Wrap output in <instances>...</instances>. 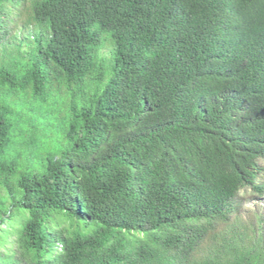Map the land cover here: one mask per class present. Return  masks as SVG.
<instances>
[{"label": "trees", "instance_id": "16d2710c", "mask_svg": "<svg viewBox=\"0 0 264 264\" xmlns=\"http://www.w3.org/2000/svg\"><path fill=\"white\" fill-rule=\"evenodd\" d=\"M262 158L264 0H0V264H264Z\"/></svg>", "mask_w": 264, "mask_h": 264}, {"label": "rangeland", "instance_id": "374dc122", "mask_svg": "<svg viewBox=\"0 0 264 264\" xmlns=\"http://www.w3.org/2000/svg\"><path fill=\"white\" fill-rule=\"evenodd\" d=\"M25 6L26 4L13 11V13L9 16V19L14 20V22L8 26L10 34L16 33L18 35L20 34L21 36L22 31H16H19V28H22L21 20L24 19L25 16ZM109 52L110 48L107 46L103 50V54L109 56ZM233 204H235L237 210L232 213L229 223H220L217 226L215 231L218 233V235H225L228 233L230 234L232 231L237 232L241 226L242 228H245L242 231L248 233L252 238L261 237L262 241H264V195H258L248 187L243 189V191L237 197L236 203L234 202ZM27 219V214L24 215L21 211H15L13 224H23L27 221ZM253 230L256 232L254 233ZM254 234H256V236ZM0 252L4 253L5 250L0 248Z\"/></svg>", "mask_w": 264, "mask_h": 264}, {"label": "clouds", "instance_id": "9594fccd", "mask_svg": "<svg viewBox=\"0 0 264 264\" xmlns=\"http://www.w3.org/2000/svg\"><path fill=\"white\" fill-rule=\"evenodd\" d=\"M257 174V183H261L263 186H264V158H262V159H260V160H258L257 161V164H256V169H255V175ZM259 181H261V182H259ZM245 188H248V187H245ZM245 188H243V189H245ZM243 189L242 190H240V192L238 193V195H237V197L240 195V193L243 191ZM252 190V189H251ZM263 195H264V192H263ZM237 199V198H236ZM235 203H236V200L234 201ZM233 209L236 211L237 210V207L235 206V204H233ZM234 211V212H235ZM233 212V213H234ZM218 226V225H217ZM215 228H217L216 226H215ZM216 230V229H215ZM213 234H216L217 235V237L216 238H220V237H222L223 235H218V233L215 231ZM212 243H214L213 241H205L204 243H202V245H203V249H204V251H201L202 252V254L204 253V252H206V251H211V250H213V249H218L219 251H222L221 250V246H220V244L219 245H216V244H213L212 245ZM219 254V253H218ZM202 256H205V253L202 255Z\"/></svg>", "mask_w": 264, "mask_h": 264}]
</instances>
